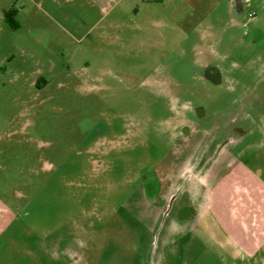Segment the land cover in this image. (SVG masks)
Wrapping results in <instances>:
<instances>
[{
	"label": "rangeland",
	"instance_id": "1",
	"mask_svg": "<svg viewBox=\"0 0 264 264\" xmlns=\"http://www.w3.org/2000/svg\"><path fill=\"white\" fill-rule=\"evenodd\" d=\"M81 1L0 0V264H237L181 223L264 182V0H147L109 44Z\"/></svg>",
	"mask_w": 264,
	"mask_h": 264
},
{
	"label": "crops",
	"instance_id": "2",
	"mask_svg": "<svg viewBox=\"0 0 264 264\" xmlns=\"http://www.w3.org/2000/svg\"><path fill=\"white\" fill-rule=\"evenodd\" d=\"M81 3L82 7L85 8L86 5L89 10L83 16L90 15L98 18L91 28L114 11L102 28L97 31L96 36L92 38V44H109L122 39V36L116 33V29L122 23L124 15L133 10L140 12L139 6L141 4L150 5L147 0H82L79 6H81ZM9 9L13 8L6 9L4 14ZM146 10L147 7L143 8V12ZM83 16H81V19H83ZM87 32H89V29L79 37L77 40L79 43L82 42L86 34H89ZM251 173L247 167L242 166L233 174V178L242 179L247 184L246 187L241 188L235 186V189L228 196L233 204L231 205V212L234 217L220 219L205 218V216L199 215L187 217L182 221L181 245L186 262L198 263V261H201L200 258L206 252L208 242L211 246L213 245V248L217 251L214 252L219 255L223 249L232 247L234 249L232 257H234V262L237 264H264V182L261 184L260 180H256ZM223 177L219 178V183L224 180ZM199 179L200 182H205L203 177H199ZM208 195H211V200L213 196L214 200L218 202L226 195L227 200V194L225 191L222 192L221 185L217 186V189L209 191ZM205 212L206 209L203 213ZM198 214H200V211ZM223 225L228 226L225 229L229 230L228 234L225 235V239H222L219 234ZM214 263L221 264V261L216 258V254ZM225 264L231 263L225 261Z\"/></svg>",
	"mask_w": 264,
	"mask_h": 264
},
{
	"label": "trees",
	"instance_id": "3",
	"mask_svg": "<svg viewBox=\"0 0 264 264\" xmlns=\"http://www.w3.org/2000/svg\"><path fill=\"white\" fill-rule=\"evenodd\" d=\"M14 9H9L5 12L6 15V21L10 24L13 23V15H14Z\"/></svg>",
	"mask_w": 264,
	"mask_h": 264
},
{
	"label": "built area",
	"instance_id": "4",
	"mask_svg": "<svg viewBox=\"0 0 264 264\" xmlns=\"http://www.w3.org/2000/svg\"><path fill=\"white\" fill-rule=\"evenodd\" d=\"M249 15H250V16H253V13H250Z\"/></svg>",
	"mask_w": 264,
	"mask_h": 264
}]
</instances>
